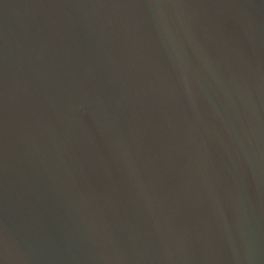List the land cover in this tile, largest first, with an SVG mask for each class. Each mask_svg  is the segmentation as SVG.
<instances>
[{"label":"water","instance_id":"obj_1","mask_svg":"<svg viewBox=\"0 0 264 264\" xmlns=\"http://www.w3.org/2000/svg\"><path fill=\"white\" fill-rule=\"evenodd\" d=\"M0 264H264V0H0Z\"/></svg>","mask_w":264,"mask_h":264}]
</instances>
